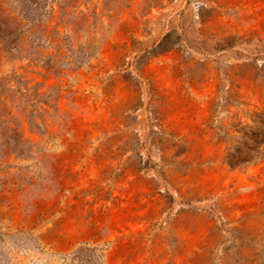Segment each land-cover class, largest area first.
Returning a JSON list of instances; mask_svg holds the SVG:
<instances>
[{
    "label": "rangeland",
    "instance_id": "1",
    "mask_svg": "<svg viewBox=\"0 0 264 264\" xmlns=\"http://www.w3.org/2000/svg\"><path fill=\"white\" fill-rule=\"evenodd\" d=\"M0 264H264V0H0Z\"/></svg>",
    "mask_w": 264,
    "mask_h": 264
}]
</instances>
